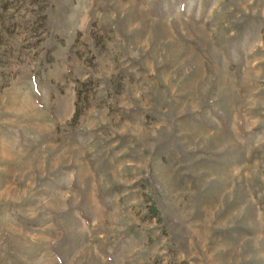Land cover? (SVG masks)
<instances>
[{"label":"rangeland","instance_id":"rangeland-1","mask_svg":"<svg viewBox=\"0 0 264 264\" xmlns=\"http://www.w3.org/2000/svg\"><path fill=\"white\" fill-rule=\"evenodd\" d=\"M0 264H264V0H0Z\"/></svg>","mask_w":264,"mask_h":264}]
</instances>
